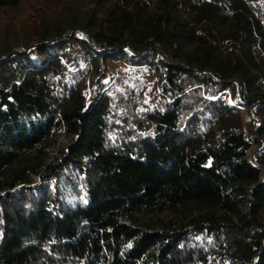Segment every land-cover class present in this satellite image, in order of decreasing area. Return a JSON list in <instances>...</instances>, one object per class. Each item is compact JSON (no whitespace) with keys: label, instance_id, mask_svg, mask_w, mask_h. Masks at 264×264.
<instances>
[{"label":"trees","instance_id":"1","mask_svg":"<svg viewBox=\"0 0 264 264\" xmlns=\"http://www.w3.org/2000/svg\"><path fill=\"white\" fill-rule=\"evenodd\" d=\"M253 143L264 0H0V264H264Z\"/></svg>","mask_w":264,"mask_h":264},{"label":"rangeland","instance_id":"2","mask_svg":"<svg viewBox=\"0 0 264 264\" xmlns=\"http://www.w3.org/2000/svg\"><path fill=\"white\" fill-rule=\"evenodd\" d=\"M243 116L244 118H247L248 117V111L246 109L243 110ZM69 141L66 137H62L60 139V142H59V148H62L66 145H68ZM257 146L255 143H253L250 147V149L248 150V157L253 161V162H256V163H260L259 164V167L263 169V175H264V162H258V159H257V156H256V152H257ZM57 153H54V156H56Z\"/></svg>","mask_w":264,"mask_h":264},{"label":"water","instance_id":"3","mask_svg":"<svg viewBox=\"0 0 264 264\" xmlns=\"http://www.w3.org/2000/svg\"><path fill=\"white\" fill-rule=\"evenodd\" d=\"M259 171H260V178L262 181H264V176H263V173H262V168H258Z\"/></svg>","mask_w":264,"mask_h":264},{"label":"bare ground","instance_id":"4","mask_svg":"<svg viewBox=\"0 0 264 264\" xmlns=\"http://www.w3.org/2000/svg\"><path fill=\"white\" fill-rule=\"evenodd\" d=\"M262 173H263V169H262ZM264 176V175H263Z\"/></svg>","mask_w":264,"mask_h":264}]
</instances>
